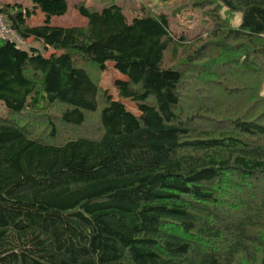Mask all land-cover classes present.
I'll return each mask as SVG.
<instances>
[{"label":"trees","instance_id":"1","mask_svg":"<svg viewBox=\"0 0 264 264\" xmlns=\"http://www.w3.org/2000/svg\"><path fill=\"white\" fill-rule=\"evenodd\" d=\"M27 2L0 1L32 44L0 39V264H264V0ZM108 62L138 114H99Z\"/></svg>","mask_w":264,"mask_h":264},{"label":"rangeland","instance_id":"2","mask_svg":"<svg viewBox=\"0 0 264 264\" xmlns=\"http://www.w3.org/2000/svg\"><path fill=\"white\" fill-rule=\"evenodd\" d=\"M5 2H11L12 0H3ZM21 2H27V0H19ZM78 1L82 0H67L68 9L64 15L55 16L53 21L56 25H82L86 22V18L81 16L77 9H75V5ZM187 0H171L167 4L155 3L153 0H86L87 4L94 5L97 8H102L105 5L110 3H115L120 5L128 18H132L134 16V10L131 9L134 5H138L139 3H146L154 8H161L166 12H171L177 5L180 3H186ZM156 5V6H155ZM41 13H38L34 17L30 19V23L35 25L37 23V19H39ZM239 15V14H238ZM170 29L176 34H180L184 32L194 37L199 33L205 31L209 25L205 23L206 21L201 19V16L197 12L191 11H182L177 16H170ZM240 22V15L236 16L233 20L234 25H238ZM29 43V42H28ZM30 44V43H29ZM33 45H36L35 43ZM122 75L119 74L113 67L112 63H107V68L101 75V80L99 84V92H98V102L100 104L99 114L101 116H112L115 113V110L119 103H123L127 109L134 111V113L138 114L140 112L141 107L135 103L132 99H122L117 95V90L114 86V80L116 78H121ZM264 93V89H263ZM0 114H5V108L0 103Z\"/></svg>","mask_w":264,"mask_h":264},{"label":"built area","instance_id":"3","mask_svg":"<svg viewBox=\"0 0 264 264\" xmlns=\"http://www.w3.org/2000/svg\"><path fill=\"white\" fill-rule=\"evenodd\" d=\"M0 39H7L23 48H28L29 46L32 45L28 39L24 40L17 35L16 31L10 26L5 16L1 12H0Z\"/></svg>","mask_w":264,"mask_h":264},{"label":"crops","instance_id":"4","mask_svg":"<svg viewBox=\"0 0 264 264\" xmlns=\"http://www.w3.org/2000/svg\"><path fill=\"white\" fill-rule=\"evenodd\" d=\"M13 1V0H12ZM54 19V18H53ZM39 21H41L42 20V16L40 15L39 16V19H38ZM52 22H54V21H52Z\"/></svg>","mask_w":264,"mask_h":264}]
</instances>
